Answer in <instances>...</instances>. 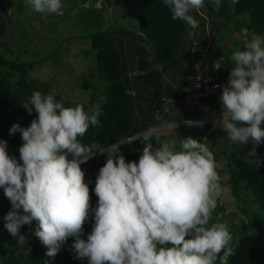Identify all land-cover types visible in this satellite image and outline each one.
<instances>
[{"label":"clouds","instance_id":"9594fccd","mask_svg":"<svg viewBox=\"0 0 264 264\" xmlns=\"http://www.w3.org/2000/svg\"><path fill=\"white\" fill-rule=\"evenodd\" d=\"M162 3L173 20L198 27L191 13L200 12L205 0ZM211 3L218 12L223 0ZM238 3L229 0L228 6ZM24 5L44 16L63 9L62 0H24ZM230 59L234 66L220 96L219 125L233 144L246 145L250 138L259 144L264 140V36L253 34ZM55 97V89L33 92L23 107L29 114L34 109L36 118L28 127L16 123L9 129L10 135L21 134L19 159L0 140V188L11 203L4 227L18 242L25 241L20 229L36 221L34 235L48 257L73 237L75 258L88 264H228L235 254L234 237L226 222H212V216L230 188L220 183L207 138H179L177 146L175 138L156 137L153 148L151 134L141 135L136 139L146 143L138 162L126 161L119 143L107 148L96 140L82 143L90 127H102L103 95L87 111L83 104L65 106ZM160 127L177 124L163 121ZM97 151L107 156L96 177L93 208L81 165ZM90 213L94 223L84 239Z\"/></svg>","mask_w":264,"mask_h":264},{"label":"trees","instance_id":"16d2710c","mask_svg":"<svg viewBox=\"0 0 264 264\" xmlns=\"http://www.w3.org/2000/svg\"><path fill=\"white\" fill-rule=\"evenodd\" d=\"M228 5L229 0H223V5L217 12L211 0H205L202 9L224 21L249 14V29L256 34L264 35V0H239L234 9L229 8ZM1 7L5 9L4 5ZM119 28L123 32L134 33L123 27ZM5 30V21L0 16V37ZM185 30L186 24L173 20L170 10L162 3V0H142L139 8L140 37L144 38L153 50V55L145 51L139 54V74L135 77L152 94V114H145L144 118H138L134 101L129 93L131 89L123 67L124 56L112 44V38L117 32L106 31L93 37L91 47L94 51H98L99 77L109 84V89L106 93H102L92 75L90 80L85 81L84 89H92L90 105L98 101L99 95H103L106 102L102 105L103 114L99 117L102 127H90L86 135L81 138L82 143L90 144L96 140L107 148L111 144L122 142L119 148L126 161L138 162L145 144L142 137L138 139L136 137L153 128L157 123L154 120L155 114L164 109V98L167 94L162 74L165 68H169L176 61ZM3 69L27 75L31 68L29 65L16 66L7 63L6 59L0 57V140L7 141L9 155L19 159V147L23 144V140L19 132L10 135L9 129L16 123L21 127L30 126L35 110L33 109L29 114L27 109L22 108L21 97L11 89L13 85L11 73H5ZM52 89L54 88L45 85L42 94H47ZM55 91V98L62 102L61 95L56 89ZM77 104L79 103H64L65 106L72 107ZM84 108L86 111L90 109L87 106ZM163 121H168L166 116ZM156 137L160 140L167 139L165 135H153V148L158 147ZM253 149H255V154L251 156L250 152ZM229 151L230 160L227 165L230 169V178L227 187L230 188L232 198L241 201L246 196L259 205L260 211L264 213V140L256 144L250 138L246 145H237L229 141ZM95 155L81 165L82 169L89 171L93 179L92 184L87 183L93 208L96 207L98 201L94 192L96 177L99 169L106 163L107 153L101 155L97 151ZM10 210L11 203L5 197L3 189L0 188V264H46V262L47 264H88L87 259L75 258V252L72 249L73 237H69L61 244L55 257H48L47 249L34 235L36 221L20 229L25 237L23 245H20L17 237L12 236L4 227L3 217ZM93 215L90 213L89 220L83 226L82 238L84 239L92 231ZM249 220L255 225L256 232L244 233L233 241L236 244L235 254L229 257L228 264H264V216L254 215Z\"/></svg>","mask_w":264,"mask_h":264},{"label":"rangeland","instance_id":"374dc122","mask_svg":"<svg viewBox=\"0 0 264 264\" xmlns=\"http://www.w3.org/2000/svg\"><path fill=\"white\" fill-rule=\"evenodd\" d=\"M6 1L4 10L8 14L11 32L9 38L0 44V57L6 59L7 63L16 66L29 65L31 68L27 75L3 69L5 73H11L13 83L11 89L21 97L23 109H26L23 105L33 92L42 93L45 85L56 89L63 103L74 102L91 107L92 89H84L85 81L90 80L92 75L102 93H106L109 89V84L99 77L98 51H94L91 47L93 37L98 33L116 31L112 44L116 48H122L120 40L123 35L118 31L119 27L132 31L139 30V8L142 0H81L67 14L48 16L26 8L24 0ZM71 2L62 0V10L68 9ZM210 16L215 19V23L211 24L212 29L216 27L222 36V39L218 38V45H221L222 40L224 41V46L221 45L220 48L224 57L230 58L236 49L243 50L246 42L242 43L240 38L233 36V33L236 24L239 23L241 26L249 24V14L230 21ZM197 20L199 36L204 28L201 19L197 17ZM190 29L191 27L188 26L187 34ZM145 91L150 93L147 89ZM135 109L143 116L152 114L151 103L145 97L139 106H135ZM36 115L35 112L34 119ZM154 120L157 121L156 117ZM206 127V131L212 129L207 144L214 154L216 170L221 178L220 183L227 187L230 178V169L227 165L230 160L227 133L220 125L214 128L211 125ZM261 127L264 128V123ZM176 130H169L166 138H175L177 146H179V138L184 139L189 136L204 142V136L196 126L180 123ZM82 170L85 172V180H89L91 177L89 171ZM260 210L261 207L253 203L250 198L244 196L241 201H238L232 198L229 191L218 199L212 222H226L236 240L244 233L256 232L255 225L249 219L254 215L264 216ZM20 235H22L21 232ZM21 244L23 245V242Z\"/></svg>","mask_w":264,"mask_h":264},{"label":"crops","instance_id":"0c3cea01","mask_svg":"<svg viewBox=\"0 0 264 264\" xmlns=\"http://www.w3.org/2000/svg\"><path fill=\"white\" fill-rule=\"evenodd\" d=\"M0 4L6 6V0H0ZM0 5V7H1ZM202 13V14H201ZM196 19L200 18L201 24L203 25L204 31H200L198 36V29H190L189 34H187L188 26L186 25V30L181 38L178 57L176 61L169 67L165 68L162 74L165 83H166V94L164 98V108L169 109L168 121H176L177 128L180 123L189 124L190 126H196L200 133L205 138H209L212 129L206 131V125H196L192 124V121L197 117V113L189 111V109L181 106L178 103V98L184 92L185 84L187 78L192 75L193 69L195 67V62L201 50L208 48L213 57L215 66H217L218 76L221 79L228 80V77L231 72V68L234 66L233 62L229 57H224L225 55L220 51L221 45L224 46V41L222 40L221 45H218V38L222 39L221 34L218 29L214 27L212 29L211 24L215 23V19H212L211 14L204 9H201L200 12L193 11L191 13ZM210 14V15H209ZM121 32L120 44L122 48L119 49L124 56V70L127 74V79L130 85L129 93L132 96L135 106H139L143 97L152 103V94L151 92H146L144 86L140 84L135 77L139 74L138 71V56L141 52H147L150 55H153V50L147 41L144 38L140 37L139 30L133 31V34ZM253 34H256L254 31L250 30L247 24L243 26L236 24L235 31L233 36L235 38H240L241 42H247ZM264 36L262 34H258ZM197 45V46H196ZM115 47V46H114ZM116 48V47H115ZM152 51V52H151ZM228 56V55H227ZM162 68V67H161ZM160 69V68H159ZM221 96V95H220ZM220 96L211 99L207 102V109L212 112L222 113V101ZM138 118H144L145 115H141L140 112L137 113ZM159 120L154 127L160 126ZM173 129H162L159 133L160 135H165L167 137L168 132ZM170 130V131H169ZM227 135V134H226ZM225 138V137H224ZM230 141V140H229ZM146 141H144V144Z\"/></svg>","mask_w":264,"mask_h":264},{"label":"built area","instance_id":"2783aa9c","mask_svg":"<svg viewBox=\"0 0 264 264\" xmlns=\"http://www.w3.org/2000/svg\"><path fill=\"white\" fill-rule=\"evenodd\" d=\"M218 70L210 50L208 48L201 50L196 59L193 73L187 78L184 92L177 100L181 106L197 113V117L192 121V124H208L214 128L222 120V113L212 112L207 109V102L220 96L222 89L227 84L226 80L218 76ZM168 114L169 109L165 107L161 112H157L155 117L162 124L164 117H168ZM160 126L153 127L139 136L145 134H151V136L160 135L159 133L162 130ZM121 145L122 143L119 144V147ZM92 181L91 177L89 180H85L89 184H92Z\"/></svg>","mask_w":264,"mask_h":264},{"label":"water","instance_id":"95a60500","mask_svg":"<svg viewBox=\"0 0 264 264\" xmlns=\"http://www.w3.org/2000/svg\"><path fill=\"white\" fill-rule=\"evenodd\" d=\"M79 1H81V0H72L69 8L68 9H65V10H62L58 14L61 15V14H67V13L71 12L74 9L75 5ZM0 16L4 19L5 24H6V30H5L4 34L0 37V44H1L2 42H4L5 39H8L9 38L11 29H10V23H9L8 17H7L8 14H7V12L2 7H0Z\"/></svg>","mask_w":264,"mask_h":264}]
</instances>
